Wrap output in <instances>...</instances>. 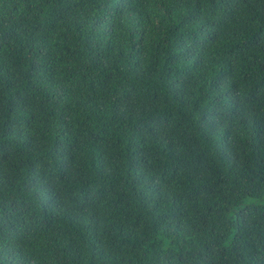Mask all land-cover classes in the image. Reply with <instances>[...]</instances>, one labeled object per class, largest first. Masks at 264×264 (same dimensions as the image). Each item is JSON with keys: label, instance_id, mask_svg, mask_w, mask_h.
<instances>
[{"label": "trees", "instance_id": "16d2710c", "mask_svg": "<svg viewBox=\"0 0 264 264\" xmlns=\"http://www.w3.org/2000/svg\"><path fill=\"white\" fill-rule=\"evenodd\" d=\"M0 264H264V0H0Z\"/></svg>", "mask_w": 264, "mask_h": 264}]
</instances>
